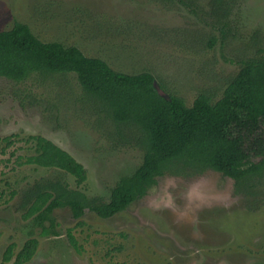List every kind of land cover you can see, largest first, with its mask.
I'll use <instances>...</instances> for the list:
<instances>
[{
  "label": "rangeland",
  "instance_id": "1",
  "mask_svg": "<svg viewBox=\"0 0 264 264\" xmlns=\"http://www.w3.org/2000/svg\"><path fill=\"white\" fill-rule=\"evenodd\" d=\"M225 1L230 12L220 29L209 0H0V31L21 23L40 41L75 46L117 72H149L161 94L191 106L200 94L220 99L241 60L264 58V0ZM101 109L74 73L33 74L22 82L0 77V263L9 245L13 264L33 238L35 252L24 264H264V175L254 198L206 170L161 176L108 219L88 210L74 219L67 207L57 208L55 227L44 234L24 218L22 194L35 183L58 181L105 202L140 165L143 151L122 139ZM36 135L82 164L85 181L18 165L17 156L33 153L25 139ZM7 136L14 140L9 147L1 141Z\"/></svg>",
  "mask_w": 264,
  "mask_h": 264
},
{
  "label": "trees",
  "instance_id": "2",
  "mask_svg": "<svg viewBox=\"0 0 264 264\" xmlns=\"http://www.w3.org/2000/svg\"><path fill=\"white\" fill-rule=\"evenodd\" d=\"M209 4L215 24L224 28L230 12L228 2L209 0ZM60 73L75 74L82 91L101 105V111L118 126L117 133L133 141L143 157L132 174L118 180L105 202L58 181L45 180L26 189L20 204L25 209L23 217H32L44 234L55 227L54 209L67 207L74 219L81 218L85 210L108 219L145 196L164 175L189 177L213 170L232 179L237 194L257 195L255 189L264 175L263 57L241 60L237 74L217 101L200 94L186 106L180 97L161 94L149 72H117L75 46L40 41L21 23L0 31V77L22 82L33 74ZM124 128L133 134L129 137ZM1 141L5 147L14 143L13 136ZM25 142L31 143L33 153L17 156L18 165L63 171L73 176L77 185L85 181L82 164L50 140L36 135L28 136ZM36 245L35 239H28L13 264L30 261ZM12 257L9 245L0 264H7Z\"/></svg>",
  "mask_w": 264,
  "mask_h": 264
},
{
  "label": "water",
  "instance_id": "3",
  "mask_svg": "<svg viewBox=\"0 0 264 264\" xmlns=\"http://www.w3.org/2000/svg\"><path fill=\"white\" fill-rule=\"evenodd\" d=\"M157 87V86H156Z\"/></svg>",
  "mask_w": 264,
  "mask_h": 264
}]
</instances>
